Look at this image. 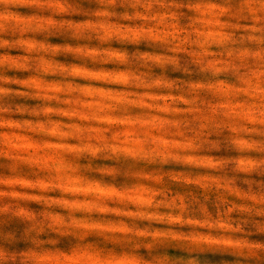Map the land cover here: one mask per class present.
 <instances>
[{
    "label": "clouds",
    "instance_id": "9594fccd",
    "mask_svg": "<svg viewBox=\"0 0 264 264\" xmlns=\"http://www.w3.org/2000/svg\"><path fill=\"white\" fill-rule=\"evenodd\" d=\"M208 255L264 264V0H0V264Z\"/></svg>",
    "mask_w": 264,
    "mask_h": 264
},
{
    "label": "rangeland",
    "instance_id": "374dc122",
    "mask_svg": "<svg viewBox=\"0 0 264 264\" xmlns=\"http://www.w3.org/2000/svg\"><path fill=\"white\" fill-rule=\"evenodd\" d=\"M54 42H60V41H54ZM63 59V58H62ZM71 59V58H69ZM170 254L172 255H180L182 253H179L177 251H173V250H170ZM206 259H208L209 261H212V264H218V262L222 259V257L220 256H212V255H208L206 257ZM223 259H231L230 257H223Z\"/></svg>",
    "mask_w": 264,
    "mask_h": 264
}]
</instances>
